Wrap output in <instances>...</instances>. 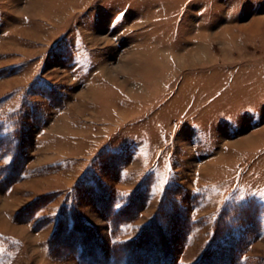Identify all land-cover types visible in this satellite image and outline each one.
Returning a JSON list of instances; mask_svg holds the SVG:
<instances>
[{
	"label": "rangeland",
	"instance_id": "rangeland-1",
	"mask_svg": "<svg viewBox=\"0 0 264 264\" xmlns=\"http://www.w3.org/2000/svg\"><path fill=\"white\" fill-rule=\"evenodd\" d=\"M163 261L264 264V0H0V264Z\"/></svg>",
	"mask_w": 264,
	"mask_h": 264
},
{
	"label": "trees",
	"instance_id": "trees-1",
	"mask_svg": "<svg viewBox=\"0 0 264 264\" xmlns=\"http://www.w3.org/2000/svg\"><path fill=\"white\" fill-rule=\"evenodd\" d=\"M136 246H131V252H132V254L133 255H135L136 257H137V255L136 254H138V248H139V246H137L136 248H135ZM163 251H160V253L162 254V255H166L167 253V251L165 252L164 251V249H162ZM138 259V258H137ZM162 260V259H161ZM155 261V260H154ZM164 262V264H169V263H167V262H165V261H163ZM154 264H155V262H153ZM162 264V263H161Z\"/></svg>",
	"mask_w": 264,
	"mask_h": 264
}]
</instances>
